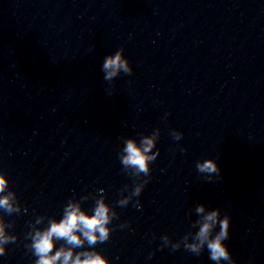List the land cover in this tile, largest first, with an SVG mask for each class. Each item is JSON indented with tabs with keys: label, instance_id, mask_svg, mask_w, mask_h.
I'll return each mask as SVG.
<instances>
[{
	"label": "clouds",
	"instance_id": "clouds-1",
	"mask_svg": "<svg viewBox=\"0 0 264 264\" xmlns=\"http://www.w3.org/2000/svg\"><path fill=\"white\" fill-rule=\"evenodd\" d=\"M123 69L126 73L130 72L128 62L121 58V53L117 52L115 56H109L105 59L103 70L106 72L105 79L111 80L116 74ZM174 139H179L178 135L173 134ZM155 146L152 137H145L140 146L134 140H128L123 152L126 155L121 157V163L125 168H132L137 173L149 175V163L156 160V155H150L151 149ZM159 154V149H157ZM196 168L199 173L207 176L211 182L213 176L220 178V168L215 159H206L203 162H197ZM7 179L0 176V193H3L7 186ZM148 182H146L147 184ZM141 188L136 187L132 192V196H139ZM10 196H0V209L7 213H11L13 208L10 204ZM128 201H118V204L123 207L127 206ZM135 207L139 208L137 203ZM197 213H204L203 206L196 209ZM115 213H113V216ZM109 207L103 200H97L93 209V214L88 215L81 210L79 204L69 203L63 210V218L57 221H52L50 226L44 231H36L32 237L33 255L37 258L35 264H57V261L62 260V264H109L108 260L102 253L99 252H81L78 253L75 259H72L73 253L71 249L65 250L63 247L52 255L55 247L54 238L57 240H65L68 245L74 247L82 246V241L77 233H80L89 245H94L99 236L100 242H105L109 238L110 224ZM219 223L220 231L212 238L214 226ZM230 219L225 216L223 220H219L218 210L209 212L203 216L201 226L198 233L194 237L195 243L185 245V249L199 255L203 247L207 246L209 258L212 261L219 262L221 260L228 261L229 264H235L232 261L230 253L223 243L229 238ZM14 238H9L4 235L3 226L0 225V255H4V244L14 243ZM173 251L177 247L173 245ZM84 257L81 259V257Z\"/></svg>",
	"mask_w": 264,
	"mask_h": 264
}]
</instances>
